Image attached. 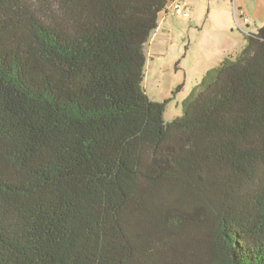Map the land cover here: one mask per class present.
<instances>
[{
    "label": "trees",
    "instance_id": "obj_1",
    "mask_svg": "<svg viewBox=\"0 0 264 264\" xmlns=\"http://www.w3.org/2000/svg\"><path fill=\"white\" fill-rule=\"evenodd\" d=\"M168 0H0V264H264V25L166 122Z\"/></svg>",
    "mask_w": 264,
    "mask_h": 264
},
{
    "label": "rangeland",
    "instance_id": "obj_2",
    "mask_svg": "<svg viewBox=\"0 0 264 264\" xmlns=\"http://www.w3.org/2000/svg\"><path fill=\"white\" fill-rule=\"evenodd\" d=\"M168 1V14L160 15L159 29L146 47L144 80L151 100H170L166 122L182 116L183 102L208 70L240 54L246 44L244 34L256 33L264 25V0ZM172 3L186 4L190 16L170 9ZM240 11L249 16L247 24L239 18Z\"/></svg>",
    "mask_w": 264,
    "mask_h": 264
},
{
    "label": "built area",
    "instance_id": "obj_3",
    "mask_svg": "<svg viewBox=\"0 0 264 264\" xmlns=\"http://www.w3.org/2000/svg\"><path fill=\"white\" fill-rule=\"evenodd\" d=\"M186 4H180V3H172L171 6H170V9H175L176 12L178 14H182L184 15V17H189L190 14L189 12H187V9H186ZM168 12V10H167ZM236 15H237V12H236ZM239 18L241 19L242 23L243 24H247L249 22V16L244 12V11H240L239 12ZM239 27L241 29V25L239 24Z\"/></svg>",
    "mask_w": 264,
    "mask_h": 264
},
{
    "label": "crops",
    "instance_id": "obj_4",
    "mask_svg": "<svg viewBox=\"0 0 264 264\" xmlns=\"http://www.w3.org/2000/svg\"><path fill=\"white\" fill-rule=\"evenodd\" d=\"M166 13L168 14V12L166 11Z\"/></svg>",
    "mask_w": 264,
    "mask_h": 264
}]
</instances>
